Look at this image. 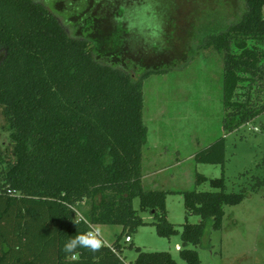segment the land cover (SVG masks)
I'll use <instances>...</instances> for the list:
<instances>
[{"label": "trees", "instance_id": "1", "mask_svg": "<svg viewBox=\"0 0 264 264\" xmlns=\"http://www.w3.org/2000/svg\"><path fill=\"white\" fill-rule=\"evenodd\" d=\"M106 9L102 19L87 21L86 34L75 36L37 0H0V106L14 155L8 159L0 149V264H178L169 251L140 247L134 261L123 258L122 238L140 226L153 225L162 237L179 231L168 219V191L143 186L149 132L144 81L160 70L137 69L136 75L99 60L103 45L124 44L117 35L124 9L113 18L109 37L95 36L93 23L101 25L113 11ZM209 42L223 55L229 133L264 113V0H246L241 18ZM195 160L224 166L226 137ZM207 180L198 173V184ZM210 182L211 191H171L184 195L187 216L201 217L183 224L180 255L187 264H202L196 247L207 229H220L225 207L248 195L228 191L224 175ZM136 197L153 221L134 207ZM94 225H121L123 231L98 252L78 248V260L62 251L70 237Z\"/></svg>", "mask_w": 264, "mask_h": 264}, {"label": "rangeland", "instance_id": "2", "mask_svg": "<svg viewBox=\"0 0 264 264\" xmlns=\"http://www.w3.org/2000/svg\"><path fill=\"white\" fill-rule=\"evenodd\" d=\"M37 1L75 36L86 34L87 21L102 19L108 14L106 8H111L109 20L93 23L95 36L109 37L116 30L113 18L124 9L126 22L117 28L124 44L103 45L99 60L117 63L136 75L139 69L140 73L160 70L144 81V120L149 132L143 150V186L168 191V219L179 233L162 237L155 226H140L130 233L133 242H125L126 235L122 238L124 260L134 261L140 247L169 251L178 264H187L176 247H183V224L198 223L201 217L187 216L184 195L171 191H211L210 180L224 175L228 191L248 195L240 204L225 207L220 229H207L202 244L196 247L202 264H264V113L226 132L223 55L209 42L213 33L241 18L246 0ZM11 133L0 106V149L8 159L14 156ZM222 136L226 137L224 166L195 160L197 152ZM198 173L208 180L198 184ZM134 207L145 221H153L150 211L140 210L139 197L134 199ZM99 228L106 244L115 242L123 231L121 225Z\"/></svg>", "mask_w": 264, "mask_h": 264}, {"label": "clouds", "instance_id": "3", "mask_svg": "<svg viewBox=\"0 0 264 264\" xmlns=\"http://www.w3.org/2000/svg\"><path fill=\"white\" fill-rule=\"evenodd\" d=\"M75 223V221H73ZM103 234L100 228L89 230L83 234L70 237L63 245L62 251L71 254L73 260L79 259L78 248L87 249L90 252H98L103 247Z\"/></svg>", "mask_w": 264, "mask_h": 264}, {"label": "built area", "instance_id": "4", "mask_svg": "<svg viewBox=\"0 0 264 264\" xmlns=\"http://www.w3.org/2000/svg\"><path fill=\"white\" fill-rule=\"evenodd\" d=\"M125 242L129 243V242H132V236L128 235L125 237ZM178 250L181 249V246H177L176 247Z\"/></svg>", "mask_w": 264, "mask_h": 264}, {"label": "crops", "instance_id": "5", "mask_svg": "<svg viewBox=\"0 0 264 264\" xmlns=\"http://www.w3.org/2000/svg\"><path fill=\"white\" fill-rule=\"evenodd\" d=\"M144 178H146L145 176H144ZM99 226H101V225H94V230L96 229V228H99ZM103 241H104V239H103ZM132 242H133V239H132ZM130 243V242H129ZM178 246H180V245H178ZM177 249V248H176ZM178 250V249H177ZM178 251H180V250H178Z\"/></svg>", "mask_w": 264, "mask_h": 264}]
</instances>
